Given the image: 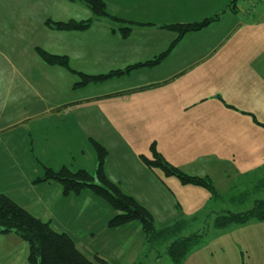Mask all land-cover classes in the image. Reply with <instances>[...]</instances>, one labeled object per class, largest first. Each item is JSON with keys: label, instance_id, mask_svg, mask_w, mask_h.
<instances>
[{"label": "crops", "instance_id": "0c3cea01", "mask_svg": "<svg viewBox=\"0 0 264 264\" xmlns=\"http://www.w3.org/2000/svg\"><path fill=\"white\" fill-rule=\"evenodd\" d=\"M104 1L110 14L135 25L128 37L119 34L121 27L126 25L105 18L96 19L102 25H93L92 28L82 31L87 34L83 44L86 48L78 50L77 39L69 51L76 53L75 57L81 56L82 61L86 60L88 66L95 69L94 74L102 71L103 64L108 69H114L132 63H143L170 49L176 32L168 29L166 25L198 22L204 18L203 15H207L206 18L218 16V20L202 30L183 36L159 64L136 71L141 75L147 72L146 75H152L153 79H143L144 76H141L135 83L101 93L99 97L90 98L83 104L65 105L56 102L54 98L63 93L72 94V88L67 82L63 89L56 85H61L63 79L70 78L72 72L44 63L36 49L40 47L53 54H63L57 45L61 35L49 28L46 21L84 20L74 17L75 8L78 3L85 8L82 9L83 17H88L87 10L90 9L79 1L0 0V191L34 216L49 222L56 231L69 234L81 251V245L75 239L76 226L72 223L94 219L96 210L104 206L100 205L99 200L102 199L89 190L65 195L62 185L56 181L35 183L37 178L43 176L44 167L59 170L67 166L74 171L87 169L95 173L98 168V154L93 141H97L107 150L104 169L109 179L115 183L117 170L114 167V157L125 160V156L122 157L123 152L111 155L108 144L129 145L120 127H143L149 123L155 125L160 119L166 121V118L169 123L185 121L188 119L186 114L191 110H198V118L210 122L207 120L208 114L215 115L217 111L222 112L228 107L214 104L209 105L212 108L208 111L206 103H202L205 96H196L194 100L188 98L184 104L175 106L174 110H169L167 105L162 108H166V111L160 112L159 105L155 106L149 101L152 100V95L158 99L157 95L168 94L175 87L174 83L182 80L181 76H190L195 68L209 61L213 52L220 49L218 46L225 43L233 29L238 30L246 24L238 22L239 3H245L241 10L244 14H258V8L260 11L264 8V0H259V3L253 0ZM261 2L263 5L260 7ZM63 8L66 10L65 14L62 13ZM190 13L201 16L195 19L181 16ZM228 18L237 22L231 24L227 21ZM216 29V35L210 33ZM132 33L141 37L137 40L138 47L126 45L127 47L119 48L120 50L110 49V46L128 44ZM134 48L137 53L141 51L142 57H135V61H132L130 49ZM123 49L125 54L122 53ZM198 49L201 53L196 52ZM63 55L69 57L71 62L74 54L67 51ZM231 59L232 56L228 55L222 62H232ZM255 63L256 58L253 57L245 64L238 63L236 67L240 70L236 73H254ZM132 74L131 72L127 75ZM136 96L141 97L138 103L133 101ZM142 96L152 97L146 100ZM236 125L242 126L243 131L253 127H249L245 120L241 123L238 121ZM184 126H188L187 123ZM95 130H101L104 136H98ZM129 137H136L139 141L141 139L136 134ZM245 148L252 152L253 137L246 140ZM149 154L142 151L132 153L130 164L125 166L123 175H128L133 187L140 184L139 175L143 179V175H148L151 170L141 158L142 155L151 157ZM154 174L156 180L164 177L159 175V171L151 172V176ZM119 179L121 182L125 181L124 176ZM120 188L126 191L124 186ZM112 210L110 212L107 209L106 214L97 217L106 223L108 229L121 230V227L110 228L108 225L109 220L116 214L113 208ZM89 214L93 217H88ZM138 224V233H142V225ZM95 233L91 235L93 238L96 237ZM145 241L144 236V245ZM27 244L16 234H0V264H29ZM96 255L110 264V258L100 251L92 259Z\"/></svg>", "mask_w": 264, "mask_h": 264}, {"label": "rangeland", "instance_id": "374dc122", "mask_svg": "<svg viewBox=\"0 0 264 264\" xmlns=\"http://www.w3.org/2000/svg\"><path fill=\"white\" fill-rule=\"evenodd\" d=\"M253 2L259 3L260 1L253 0ZM262 5L261 2L259 6ZM244 6L245 3H239L238 22L246 24L238 30L233 29L225 43L218 46L220 49L213 52L209 61L195 68L190 76H181L182 80L174 83L175 87L171 88L168 94L157 95L158 99L154 95L147 98L142 96L146 100L152 97L149 102L155 106L159 105L160 112H165L166 108H162L167 105L169 110H174L175 106L184 104L188 98L194 100L196 96H205L206 99L202 103H206L208 111L212 108L209 105L214 104L226 105L228 108H224L225 110L222 112L217 111L215 115L208 114L207 120L210 122L199 119L198 110H191L186 114L188 119L185 121L169 123V119L166 118V121L160 119L155 125L149 123L143 127H120L129 145L108 144L111 155L123 152L122 157L125 156V160L114 157L117 185L124 186L126 191L120 188L124 193L133 196L152 213L158 230L177 226L175 234L165 240L158 239L155 245L148 246L146 241L144 245L145 235L143 232L138 233L139 221H135L138 223L134 224L131 222L132 224L122 225L120 226L121 230L108 229L106 223L104 224V221L97 216L106 214L107 209L110 212L113 210L110 204L102 199L99 200L100 205L104 206L96 210L94 219H84L72 223L73 226H76L77 237L75 239L88 258L92 259L94 254L100 251L110 258V264H134L138 260L137 264H174L173 257L168 252V241L170 240L171 243L178 236L186 237L206 231L207 234L202 243L187 254L182 264H264V220L250 221L227 230H218L214 227L217 214L225 211H243L252 208L255 200L264 199V72H262L264 71V8L261 11L258 8V14L257 12L244 14L241 12ZM82 7L78 3L74 17L84 18V20L92 19L90 28L93 25H102V22L93 16L91 10H87L88 17H83L82 9L85 8ZM62 13H66L64 8ZM181 16L195 19L200 18L201 15L190 13ZM206 16L203 15L204 18L201 21ZM227 21L231 24L237 22L232 18H228ZM54 31L61 35L57 42L58 49L63 54L67 51L74 54L72 61L69 60L70 67L78 72L87 75H101L116 70H125L129 66L137 64L132 63L114 69H108L103 64L102 71L94 74L95 69L90 68L86 60L82 61L81 56L75 57L76 53L69 51L74 47L77 39L76 48L80 51L85 49L83 44L87 34H83L82 31H73V33ZM120 31L122 33V27ZM217 31V29L212 30L210 33L216 35ZM121 33L119 32V34ZM160 34L163 33L160 32ZM169 34L174 36L171 31ZM174 34V39H176L177 34ZM130 37L131 40L128 44L110 46V49H122L127 47L126 45L138 47L137 40L141 38L139 34L132 33ZM130 50L132 61H135L133 58L141 56V51L137 53L135 48ZM196 52L201 53L199 49ZM228 55L232 56V62L223 63L222 61ZM252 57L256 58L255 72L246 75L236 73L237 70H240L236 67L237 64H245ZM218 59L220 61H217ZM97 68L99 69V65ZM144 68L149 69L150 67L144 66L135 69L131 71L133 74L130 76L126 73L85 85L82 84L83 77L81 75L72 73L70 78L63 79L61 85H56L63 89L64 83L67 82L72 88V94L63 93L61 96L55 97L54 100L65 105L83 104L90 98L99 97L101 93L135 83V80L141 76H144L143 79H153L152 75H146L147 72L145 75L136 72ZM140 100L141 97L136 96L133 101L138 103ZM168 101L169 103H167ZM158 102L163 103L159 104ZM242 120L247 121L249 127H253L248 130L245 128L243 131L242 126L236 125L238 121L241 123ZM185 123L188 126L183 127ZM95 132L98 136H104L101 130H95ZM131 134L140 136V141L136 137H129ZM252 137L254 150L248 152L245 148L246 140H250ZM152 144H155L157 150L171 164L184 173L212 178L217 195H224V198H215L216 195L206 188L183 184L176 176H164L158 179L159 181L156 180L155 174L151 176V172L156 171H159V175H164L165 173L161 169L149 170L148 175H143V179L139 175L140 184L138 187H133L128 175H123L126 170L125 166L130 164L132 153L142 151L150 153L149 155L152 157ZM26 163L25 161V166ZM92 174L98 179L96 172ZM156 175L158 174L156 173ZM123 176L125 181L121 182L119 178H123ZM246 194L249 197L243 204L230 202L232 198L236 197L235 200H238L239 197L247 196ZM87 216L93 217L91 214ZM93 233L96 234L95 238L91 236ZM103 250L106 251L103 252Z\"/></svg>", "mask_w": 264, "mask_h": 264}, {"label": "trees", "instance_id": "16d2710c", "mask_svg": "<svg viewBox=\"0 0 264 264\" xmlns=\"http://www.w3.org/2000/svg\"><path fill=\"white\" fill-rule=\"evenodd\" d=\"M84 3L94 14L96 19H108L113 22L121 23L122 36L128 37L133 29L134 23L128 22L122 18L110 14L104 0H69ZM218 16L205 18L200 22L186 24H172L166 26L168 29L176 32L177 37L172 43L170 49L153 60L145 63H137L127 67L125 70H116L108 74L87 75L85 73L73 70L70 67L69 58L66 55H55L47 52L43 48L37 47L36 52L43 62L52 66H60L68 71L81 75L82 84L90 82L104 81L110 77L124 75L126 73L144 66H155L170 52V50L179 42V40L190 32L202 30L212 22L217 21ZM92 19L87 20H69L54 21L48 19L46 24L49 28L57 31H85L90 28ZM93 145L98 154L97 178L85 169L73 171L67 166L59 170L50 167H44L43 176L37 178L38 182L56 181L63 187L65 195L80 194L84 190H89L95 196L105 200L116 211V214L110 219L109 227L115 228L122 225L139 221L145 235L148 246L155 245L159 240H165L172 237L177 226H171L164 229H157L155 219L152 213L141 205L133 196L124 193L120 187L111 181L107 176L104 164L107 156V150L97 141ZM152 157L142 155V161L151 170L161 169L164 176H176L183 184L200 186L209 190L215 198H224L217 195L215 183L209 176H197L184 173L178 167L171 164L163 154H161L155 144H152ZM262 181V180H261ZM97 182V183H96ZM247 195V194H246ZM248 195L244 197L232 198L230 202L243 204ZM255 203V204H254ZM264 220V199H257L253 202V207L233 212L225 211L217 214L214 227L218 230H227L237 225H244L250 221ZM178 225V224H177ZM179 226V225H178ZM178 229V228H177ZM16 234L29 245V264H107V261L98 255L94 259L88 258L78 247L74 239L65 232L56 231L49 222H45L31 214L29 211L17 204L11 197L0 191V234ZM206 231L195 233L189 236H178L171 243L168 241V252L171 253L174 264H182L187 254L197 248L206 236Z\"/></svg>", "mask_w": 264, "mask_h": 264}]
</instances>
